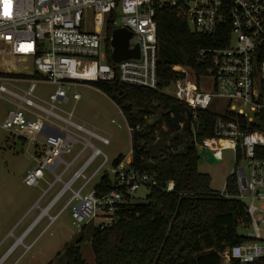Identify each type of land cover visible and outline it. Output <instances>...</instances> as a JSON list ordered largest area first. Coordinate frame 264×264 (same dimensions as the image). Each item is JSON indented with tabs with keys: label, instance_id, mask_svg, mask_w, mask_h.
Returning <instances> with one entry per match:
<instances>
[{
	"label": "built area",
	"instance_id": "1",
	"mask_svg": "<svg viewBox=\"0 0 264 264\" xmlns=\"http://www.w3.org/2000/svg\"><path fill=\"white\" fill-rule=\"evenodd\" d=\"M162 9L174 10L186 18L193 34L217 39V46L197 52L200 61L207 64L199 80L188 69L174 67V72L180 76L164 90L172 85L171 99L184 107V114L191 112L187 133L191 134L197 150H208L220 163L225 151L233 153L232 176L238 192L230 195L225 189L220 195L248 203L245 206L250 233L249 240L225 249L224 264L264 262V0H0V56L10 57L12 66L16 60L30 61L34 74H38L37 78L29 80L11 72L0 74H5L0 76L4 82L29 85L22 94L10 90L6 83L0 86V95L17 101L12 103L15 109L7 114L0 131H8L11 138L40 146L35 158L37 167L27 174L24 183L38 187L41 181L46 182L45 173L63 183V176L78 158L91 150L83 166L73 173L69 182L63 183L65 187L58 198L71 190L80 178L85 180L84 184L77 191L71 190L70 200L54 216L49 210L57 199L46 209L37 203L40 214L22 236L16 238L17 245L25 247L24 239L44 218L49 222L42 233L48 230L74 202H78V206L72 218L80 230L92 222H97L95 226L101 231L109 229L117 222L121 207L138 201L136 194L140 189L150 192L158 187L155 174L132 167L131 151L129 164L122 161L108 173L113 185L109 193L98 196L94 188L83 195V190L108 163L107 156L92 140L109 146L111 138L75 122L74 113L63 111L59 106L70 103L72 89L83 85L92 87L94 83L157 90L156 14ZM110 27L114 31L126 29L132 33L129 49L139 48L138 59L113 61V34L108 45ZM40 83L56 88L48 100L35 96ZM80 99L76 92L72 94L73 101ZM222 101L227 104L218 111L216 108ZM200 113H209L216 119L214 136L201 141L197 136L202 126ZM135 131L129 129L131 137ZM77 146L82 148L70 162H65L64 155H71ZM100 157L103 159L100 166L87 177L86 171ZM62 165L64 170L56 175ZM164 190L173 193L174 182H169ZM35 242L25 247L26 252Z\"/></svg>",
	"mask_w": 264,
	"mask_h": 264
},
{
	"label": "trees",
	"instance_id": "2",
	"mask_svg": "<svg viewBox=\"0 0 264 264\" xmlns=\"http://www.w3.org/2000/svg\"><path fill=\"white\" fill-rule=\"evenodd\" d=\"M156 23L158 89L127 88L109 83H94L92 87L114 102L129 129L139 128L138 131L143 132L137 141L132 139V167L155 174L158 187L150 190L145 203L137 201L121 207L117 222L111 228L101 231L91 224L84 226L78 243L84 241V232L90 228L95 264H224L225 249L249 240L239 234L241 229L250 227L246 206L212 190L211 177L199 170L200 154L192 143L191 134L177 131L169 114L176 102L160 92L180 76L174 72V67L188 69L199 80L207 64L200 61L197 52L217 46V39L193 34L186 18L174 10L158 11ZM113 32L114 28L110 27L108 45ZM29 77L37 78L38 74ZM180 107L184 113V107ZM155 118L158 121L153 122ZM199 119L202 126L197 132L198 140L213 137L216 119L209 113H200ZM161 136L172 139L173 148L152 162L146 150ZM181 145L186 146L183 152L178 151ZM122 161L121 156L113 166ZM169 182L175 184V191L170 194L164 190ZM112 189L111 179L105 173L95 190L102 196ZM226 192L230 195L238 192L232 175L226 182ZM79 244L63 248L66 264H88Z\"/></svg>",
	"mask_w": 264,
	"mask_h": 264
},
{
	"label": "rangeland",
	"instance_id": "3",
	"mask_svg": "<svg viewBox=\"0 0 264 264\" xmlns=\"http://www.w3.org/2000/svg\"><path fill=\"white\" fill-rule=\"evenodd\" d=\"M7 72L14 73L15 75L20 74L16 77L24 80H29V76L34 75L33 66L30 61L16 60L12 66L11 58L2 55L0 56V74ZM0 76H5V74ZM5 83L10 90L18 94H22V91L29 87L27 83H9L0 80V86ZM206 83L209 91H211V82L208 81ZM55 89L54 86L40 83L37 86L35 96L42 100H48L49 95ZM74 92L79 94L81 98L77 102L72 100V94ZM160 92L171 98L174 89L170 85L167 91L162 89ZM70 97L71 101L68 105H60L59 107L63 111L73 112L75 116L73 120L75 122L84 124L90 130L97 128V133L106 134V136L111 138V144L109 146H104L96 140H92L93 144L107 156L108 163L88 187L83 190L82 194L87 195L100 183L103 175L112 170L113 163L117 160L118 155H123L125 164L130 163L132 137L120 109L102 94L92 89V87L83 85L74 88L70 92ZM12 103H17V101L7 95H0V125L4 123L7 114L15 109ZM226 104V101H222L216 109L220 111L224 109ZM44 106L49 108L46 104ZM55 112L64 115L57 110ZM156 121H158V118H155L153 122ZM39 147L36 143L11 138L8 131H0V264H15L17 259L24 253V247L20 245L8 254L16 238L21 237L40 214V210L35 206L37 203L40 208L46 209L57 199L54 207L49 210L50 214L54 216L70 200L72 196L71 190H79L85 182L84 179L80 178L72 185L71 190L66 191L58 198L65 187L63 183L70 181V178L78 169L79 165L88 159L91 150H86L76 164L63 176V183L56 182L54 175L45 173L46 182L41 181L38 187L27 186L24 183V179L30 171L37 167L35 158ZM81 148V146H77L71 155H64V161L70 162ZM185 149L186 146L181 145L178 151L183 152ZM199 154L200 172L211 177V188L213 191L223 192L226 189L227 180L234 172L233 153L231 151H225L223 162L218 164L208 163L207 158L203 155V151H199ZM102 160V157L96 159L86 171L85 175L89 177L94 173L100 166ZM64 167V165L60 166L56 171V175H60ZM148 195L149 191L142 188L136 194V198L138 202L145 203ZM245 204L248 205V203ZM77 206L78 202L71 204L70 207L62 212L60 218L44 233L42 232L49 222L48 218H44L37 224L23 241L26 245H30L35 240L36 242L32 250L17 264H49L50 262L54 264H66L63 248L66 245L79 244L78 239L81 235L80 227L74 224L72 218L73 210ZM91 225L94 227L97 225V222H92ZM12 231L13 233L10 235ZM249 233V229H241L239 232L241 236L245 237ZM91 236L92 230L87 228L84 232L85 239L79 246L81 247L82 256L85 261L88 264H95L94 254L90 244Z\"/></svg>",
	"mask_w": 264,
	"mask_h": 264
},
{
	"label": "water",
	"instance_id": "4",
	"mask_svg": "<svg viewBox=\"0 0 264 264\" xmlns=\"http://www.w3.org/2000/svg\"><path fill=\"white\" fill-rule=\"evenodd\" d=\"M132 37V33L126 29H118L113 32L111 44L114 49L112 59L115 63H120L130 59H138L140 57L138 47L135 50L129 49V41ZM169 114L172 116V120L177 131H181L183 133H187L189 131L191 119L190 111H186V114H184L181 107L178 104H174L171 106ZM142 134L143 132L141 131H135L132 135V139L137 141ZM172 141V139L168 140L165 136H161L155 144H152L147 148L146 153L150 155L153 161H157L162 154L172 150ZM203 155L207 158V161L210 164L220 163V160L216 159L208 150H204Z\"/></svg>",
	"mask_w": 264,
	"mask_h": 264
},
{
	"label": "crops",
	"instance_id": "5",
	"mask_svg": "<svg viewBox=\"0 0 264 264\" xmlns=\"http://www.w3.org/2000/svg\"><path fill=\"white\" fill-rule=\"evenodd\" d=\"M92 89H94V88H92ZM94 90L97 91L98 93L102 94L105 98H107V99H108L109 101H111L112 103H114L112 100H110L106 95H104V94L101 93L100 91H98V90H96V89H94ZM94 129L98 130L97 128H94ZM101 132L103 133V131H101ZM78 152H79V151H78ZM78 152H77V153H78ZM77 153H76V154H77ZM76 154H75V155H76ZM82 155H83V154H82ZM82 155H81V156H82ZM90 155H91V154H90ZM81 156H80V157H81ZM121 156L123 157V155H121V154L118 155V157H117L116 159H118V158L121 157ZM80 157L78 158V160L80 159ZM89 157H90V156H89ZM89 157H88V158H89ZM78 160H77V161H78ZM87 160H88V159H87ZM87 160H86V161H87ZM123 160H124V159H123ZM86 161H84L83 163H81V164L79 165L78 169H79L80 167H82L83 164H84ZM123 162H124V161H123ZM94 172H95V171H94ZM92 174H93V173H92ZM92 174H91V175H92ZM91 175H90V176H91ZM90 176H89V177H90ZM87 177H88V176H87ZM10 235H11V233H10ZM24 244H25V243H24ZM31 244H32V243H31ZM31 244H30V245H31ZM30 245H26V244H25V247L30 246ZM18 246H20V245H17V244H16V240H15L14 245L12 246V248L10 249V251H9L8 254H10V253L12 252V250L16 249ZM23 247H24V246H23ZM25 247H24V253H23V254L17 259V261L15 262V264H17L21 259H23V257L26 256L27 253H28L29 251H31L32 248H33V246H32V247L30 248V250L26 252V248H25ZM8 254H7V255H8ZM7 255H6V256H7Z\"/></svg>",
	"mask_w": 264,
	"mask_h": 264
}]
</instances>
